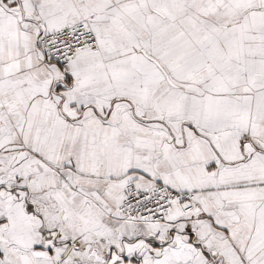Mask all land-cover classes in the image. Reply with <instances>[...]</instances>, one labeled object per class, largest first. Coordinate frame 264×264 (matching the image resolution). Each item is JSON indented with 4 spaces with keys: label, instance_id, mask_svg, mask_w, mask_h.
I'll use <instances>...</instances> for the list:
<instances>
[{
    "label": "snow or ice",
    "instance_id": "obj_1",
    "mask_svg": "<svg viewBox=\"0 0 264 264\" xmlns=\"http://www.w3.org/2000/svg\"><path fill=\"white\" fill-rule=\"evenodd\" d=\"M0 264H264V0H0Z\"/></svg>",
    "mask_w": 264,
    "mask_h": 264
}]
</instances>
